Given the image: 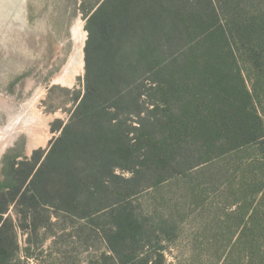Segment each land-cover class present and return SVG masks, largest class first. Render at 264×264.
Segmentation results:
<instances>
[{"label":"trees","instance_id":"trees-1","mask_svg":"<svg viewBox=\"0 0 264 264\" xmlns=\"http://www.w3.org/2000/svg\"><path fill=\"white\" fill-rule=\"evenodd\" d=\"M101 2L87 20L84 91L70 121L54 124L61 134L47 151L5 165L0 264L16 260L19 230L52 225L51 210L83 220V240L101 238L105 251L88 264H165L155 231L168 240L174 223L132 198L193 176L203 185L193 194L186 182V199L224 184L223 202L236 207L228 215L264 225V0ZM14 204L17 221L7 216ZM246 231L238 243L253 260L263 240Z\"/></svg>","mask_w":264,"mask_h":264},{"label":"rangeland","instance_id":"rangeland-1","mask_svg":"<svg viewBox=\"0 0 264 264\" xmlns=\"http://www.w3.org/2000/svg\"><path fill=\"white\" fill-rule=\"evenodd\" d=\"M98 1L0 0V147L7 136L10 116L18 112L35 116L30 128L32 143L28 131L20 130L12 141L2 144L0 182L7 161L16 157L19 163L30 159L35 151H47L51 141L59 136L52 130L54 124L60 121L66 125L70 121L77 105L76 95L84 91L89 38L86 25ZM147 85L144 79L138 89L142 117L149 106ZM129 120L132 127L137 126L136 117ZM134 137L133 131L130 138ZM199 168L189 171V175ZM117 173L130 175L122 170ZM192 178L188 181L195 194L203 182L197 176ZM188 181L165 182L158 191L146 188L132 198L138 209L149 214L152 207H157L165 219L173 221L174 230L168 240L160 230L155 231L156 239L164 246L165 264H259L264 253V225L258 219L252 221L247 214L246 225L241 223V216L228 215L234 214L236 207L223 202L224 184L208 190L200 201L186 199ZM50 212V227L41 226L33 236L18 231L19 249L12 264H88L92 259L97 262L105 251L101 238L83 240V235L78 234L85 224L83 220ZM7 216L19 219L15 204ZM244 230L249 238L263 240L250 248L256 253L253 260L245 257L248 255L238 243Z\"/></svg>","mask_w":264,"mask_h":264},{"label":"bare ground","instance_id":"bare-ground-1","mask_svg":"<svg viewBox=\"0 0 264 264\" xmlns=\"http://www.w3.org/2000/svg\"><path fill=\"white\" fill-rule=\"evenodd\" d=\"M15 113H17V112H15ZM10 117H11V119L9 120L10 123L6 129L7 130V132H6L7 136L4 138V140L2 138L3 141L1 142V147L4 146L2 144H5V143H8L9 141H12L13 138H15L17 136V134L20 132V130H27L28 131L29 139L32 143L33 142V139L31 137L32 131L30 128H31L32 124L35 122V116L34 115L27 116L26 114L18 112V114L14 115V116H10ZM1 147H0V149H1Z\"/></svg>","mask_w":264,"mask_h":264},{"label":"water","instance_id":"water-1","mask_svg":"<svg viewBox=\"0 0 264 264\" xmlns=\"http://www.w3.org/2000/svg\"><path fill=\"white\" fill-rule=\"evenodd\" d=\"M103 1H104V0H102V2H103ZM102 2H101V3H102ZM99 5H100V4H99ZM99 5L95 8V10L99 7ZM95 10H94V11H95ZM94 11H93V12H94ZM59 134H61V132H60ZM44 159H45V157L43 158V160H44ZM43 160H42V162H43ZM42 162H41V163H42ZM39 166H40V165H39ZM39 166H38V167H39Z\"/></svg>","mask_w":264,"mask_h":264}]
</instances>
